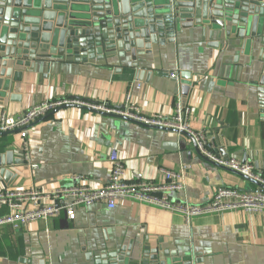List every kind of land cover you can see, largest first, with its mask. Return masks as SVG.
Returning <instances> with one entry per match:
<instances>
[{"label":"crops","instance_id":"1","mask_svg":"<svg viewBox=\"0 0 264 264\" xmlns=\"http://www.w3.org/2000/svg\"><path fill=\"white\" fill-rule=\"evenodd\" d=\"M215 41L218 47L209 46ZM223 42L201 40L200 28H194L184 31L176 45L152 47L150 55L137 51L135 61L121 53L120 61L52 60L33 69L16 67L4 80L10 90L0 103V116H20L37 104L61 99L121 107L129 92L136 114L169 118L180 97L190 108V131L202 132L213 153L221 160L251 163L264 177V104L257 91L264 61L256 48L232 43L225 49ZM174 72L176 80L170 77ZM183 73L190 79L182 78ZM26 141L24 149L19 132L0 137V145H9L13 159L23 162L9 168L18 176L9 185L0 180V191L36 188L48 193L70 185L73 175L83 178L82 186L101 188L109 179L108 157L115 148L128 180L141 174L161 186L162 170L187 166L183 188L170 193L178 203L207 205L220 187L259 192L229 168L208 162L182 135L79 105L63 106L36 121L28 127ZM109 244L160 247L170 260L187 253L199 255L203 264H264V213L230 211L194 217L186 224L180 214L129 199L118 201L113 210L96 203L78 209L74 221L61 215L18 230L3 227L0 264H17L20 258L32 264H85L94 248Z\"/></svg>","mask_w":264,"mask_h":264},{"label":"water","instance_id":"2","mask_svg":"<svg viewBox=\"0 0 264 264\" xmlns=\"http://www.w3.org/2000/svg\"><path fill=\"white\" fill-rule=\"evenodd\" d=\"M194 28H200L201 40L221 38L225 49L232 43V47L243 43V47L256 48L264 61V0H0V103L10 90L4 80L10 78L16 67L33 69L35 64L45 65L52 60L87 63L115 57L120 61L121 53L129 54L135 61L137 51L150 55L152 47L176 45L184 31ZM218 45L215 41L209 46ZM18 76L15 72L16 80ZM181 77L190 79L188 73ZM182 91L185 94L188 86ZM257 91L263 105L264 72ZM98 114L175 132L188 138L197 151L193 138L186 132L152 127L122 116ZM18 132L2 133L0 137ZM8 146L0 145V180L9 185L18 176L9 168L23 162L13 159ZM229 171L264 191L256 181ZM197 257L186 253L170 260L160 247L152 250L109 244L94 248L85 264H203ZM17 264L32 262L20 258Z\"/></svg>","mask_w":264,"mask_h":264},{"label":"built area","instance_id":"3","mask_svg":"<svg viewBox=\"0 0 264 264\" xmlns=\"http://www.w3.org/2000/svg\"><path fill=\"white\" fill-rule=\"evenodd\" d=\"M170 77L176 80L179 76L174 72L170 74ZM68 105H79L96 112L126 117L152 127L186 132L193 138L197 151L205 159L236 171L264 187V177L256 172L255 166L234 159L221 160L217 154L210 150L202 132L193 133L190 131L188 123L190 108L181 102L180 97L175 103L173 115L169 118L161 116L144 117L136 114L135 108L130 105L129 92L126 95L124 105L121 107L92 105L66 99L45 101L31 107L20 116L2 113L0 116V134L18 130L23 140L24 149H26L28 127L55 109ZM29 160L28 155H26L25 161L30 168H34L35 166ZM108 160L111 165V172L107 183L101 188L92 189L82 186L80 182L83 178L73 175L70 178V185L48 193L36 188L0 191V233L5 226L18 230L30 222L46 221L61 215H64L68 221H74L77 210L80 208H89L96 203H102L108 210H113L118 201L125 199L180 214L186 224H189L194 217L230 211L264 213V191L248 193L234 188L220 187L217 188L207 205L182 204L172 201L170 193L180 191L183 188L182 182L184 172L188 169L187 166H182L178 171L162 170L164 184L155 186L145 181L141 174H135L128 180L124 164L115 148L110 150ZM3 210H7V212L2 214L1 211Z\"/></svg>","mask_w":264,"mask_h":264},{"label":"trees","instance_id":"4","mask_svg":"<svg viewBox=\"0 0 264 264\" xmlns=\"http://www.w3.org/2000/svg\"><path fill=\"white\" fill-rule=\"evenodd\" d=\"M231 121H233V120H231Z\"/></svg>","mask_w":264,"mask_h":264}]
</instances>
